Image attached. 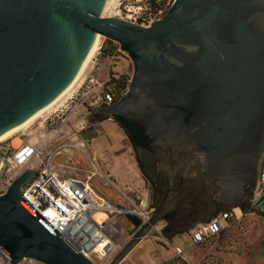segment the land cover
Wrapping results in <instances>:
<instances>
[{
    "label": "water",
    "instance_id": "95a60500",
    "mask_svg": "<svg viewBox=\"0 0 264 264\" xmlns=\"http://www.w3.org/2000/svg\"><path fill=\"white\" fill-rule=\"evenodd\" d=\"M107 2L0 0V134L66 87L98 33L119 44L131 78L89 112L114 119L140 170H160L165 187L107 263L118 264L175 205L187 178L205 188L203 218L249 199L264 148V0H172L148 26L102 16ZM32 174L23 168L0 193V248L12 264H91L25 203L21 186Z\"/></svg>",
    "mask_w": 264,
    "mask_h": 264
},
{
    "label": "rangeland",
    "instance_id": "374dc122",
    "mask_svg": "<svg viewBox=\"0 0 264 264\" xmlns=\"http://www.w3.org/2000/svg\"><path fill=\"white\" fill-rule=\"evenodd\" d=\"M171 1L116 0L109 14L128 20L124 6L166 10ZM98 44H101L98 59L88 61L78 82L57 102L67 97L60 116L43 127L40 124L42 116H39L8 137L7 142L13 144L12 140L18 137L40 145L42 156L47 159L50 155L62 176L85 179L94 171L89 183L112 203L127 205L146 198L155 208L164 192V184L159 199L152 203V185L140 170L135 150L124 130L112 118L99 122L90 118L89 110L94 106L90 107L89 103L93 93L104 88L119 97L133 71L127 53L117 50L115 40L100 35ZM7 145L2 144V149ZM256 207L242 209L238 220L228 221L218 235L198 245L192 244L187 232L177 234L169 241L162 231H150L118 264H264V197ZM194 216L197 221L206 219ZM173 245L182 248L181 255L176 254Z\"/></svg>",
    "mask_w": 264,
    "mask_h": 264
},
{
    "label": "built area",
    "instance_id": "2783aa9c",
    "mask_svg": "<svg viewBox=\"0 0 264 264\" xmlns=\"http://www.w3.org/2000/svg\"><path fill=\"white\" fill-rule=\"evenodd\" d=\"M124 7L128 20L145 26L150 25L165 12L161 7L154 10L147 9L146 6ZM100 48L101 44H98L91 56L95 61L100 54ZM117 50L122 51L118 43ZM91 80L92 77L89 78V81ZM116 98L118 96L116 97L112 90L98 88L89 104L90 107L102 102L106 104ZM66 100L67 97L41 115L42 127L44 124L53 123L60 116ZM7 141L8 138L0 141V193L6 190L11 179L20 170L32 167L33 174L21 186V195L25 203L32 211L37 210L42 215L41 222L48 229L57 230L61 239L73 250L84 253L91 260V264H107L133 236L137 228L149 219L154 210V206H150L146 198L140 199L138 203L128 202L127 205L112 203L89 183L94 171L87 174L85 179L62 176L54 167L51 156L49 155L47 159L42 156L40 145L28 139H21V143L16 146ZM2 144L8 145L2 149ZM263 197L264 148L258 161L252 193L246 201L248 208L257 209L256 206ZM95 212L101 213L100 219L94 216ZM128 215L135 216L139 220V225L135 226ZM241 215L242 208L238 204L225 207L211 217L194 222L188 233L192 244H201L208 238L218 235L228 221H236ZM122 218L124 222L121 221ZM164 225V219H160L150 231L161 233ZM173 246L176 254L181 255L182 248L178 245ZM21 263L43 264L30 257L24 258ZM0 264H12L8 254L1 248Z\"/></svg>",
    "mask_w": 264,
    "mask_h": 264
},
{
    "label": "trees",
    "instance_id": "16d2710c",
    "mask_svg": "<svg viewBox=\"0 0 264 264\" xmlns=\"http://www.w3.org/2000/svg\"><path fill=\"white\" fill-rule=\"evenodd\" d=\"M196 188L197 186L192 180H184L178 191L179 195L175 205L164 215L165 225L162 228V233L169 240L177 234L189 233L191 225L197 221L195 216L185 215V213H191L196 203L200 201L199 193L194 191ZM159 192L160 188L152 187V203L159 199ZM240 205L242 209L247 208V204Z\"/></svg>",
    "mask_w": 264,
    "mask_h": 264
},
{
    "label": "bare ground",
    "instance_id": "6f19581e",
    "mask_svg": "<svg viewBox=\"0 0 264 264\" xmlns=\"http://www.w3.org/2000/svg\"><path fill=\"white\" fill-rule=\"evenodd\" d=\"M115 3H116V0H108L106 6L104 8V11H103V13H101V15L102 16L111 15V14H109V12L111 11V7ZM99 37H100V34L98 33L96 35V38H95L92 46L89 49L87 55L85 56L83 62L81 63V66H80L79 70L77 71L75 76L72 78V80L66 85V87L57 96H55L51 101H49L47 104H45L44 106H42L41 108L36 110L29 117H27L25 120H23L22 122L18 123L17 125L9 128V129H7L3 133H1L0 134V141L12 136V134L17 132L18 130H20L22 128H25V126H27L35 118L41 116L44 112L50 111V109L61 99V97H63L65 94H67L69 92V90H71L73 85L76 84V82H78L77 80L80 78L82 71L84 70V68L87 65L88 61L90 60L91 56L93 55V53L97 49ZM12 142H13L14 145H19L21 143V139L18 138V137H15L12 140ZM94 216L97 219H100L102 215L99 212H95Z\"/></svg>",
    "mask_w": 264,
    "mask_h": 264
},
{
    "label": "flooded vegetation",
    "instance_id": "af4514ba",
    "mask_svg": "<svg viewBox=\"0 0 264 264\" xmlns=\"http://www.w3.org/2000/svg\"><path fill=\"white\" fill-rule=\"evenodd\" d=\"M105 103H99L98 105H103ZM90 118L92 120H95V118H93L91 115H90ZM106 118H103V119H100V120H104ZM100 120H96V121H100ZM135 152H137V149L136 147H133ZM143 173V172H142ZM144 174V173H143ZM145 175V174H144ZM148 176L149 180H150V184L152 185V187L154 188H161L164 184V187H165V180H164V176H163V173L158 170L156 171L155 175L152 177L151 175H146ZM187 179H190L192 180L191 178H187ZM186 180V179H185ZM193 181V180H192ZM194 182V181H193ZM195 183V182H194ZM178 184V180L175 181V187L177 186ZM196 184V183H195ZM197 188L195 189L196 192L199 193V198H200V201L198 203H196L195 207L192 209V212L190 213L192 216L194 215H199V216H202L206 213L207 209H208V205H207V202L206 200L203 198V195H204V192H205V188L199 184H196ZM246 204V201L244 202H241L239 204Z\"/></svg>",
    "mask_w": 264,
    "mask_h": 264
},
{
    "label": "crops",
    "instance_id": "0c3cea01",
    "mask_svg": "<svg viewBox=\"0 0 264 264\" xmlns=\"http://www.w3.org/2000/svg\"><path fill=\"white\" fill-rule=\"evenodd\" d=\"M188 236H189V234H188ZM169 241H171V240H169ZM140 242V241H139Z\"/></svg>",
    "mask_w": 264,
    "mask_h": 264
}]
</instances>
